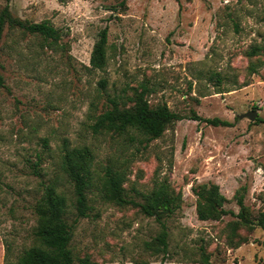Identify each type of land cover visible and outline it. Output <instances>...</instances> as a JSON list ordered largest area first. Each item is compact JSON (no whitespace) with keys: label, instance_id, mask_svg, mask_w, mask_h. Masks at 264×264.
<instances>
[{"label":"rangeland","instance_id":"obj_1","mask_svg":"<svg viewBox=\"0 0 264 264\" xmlns=\"http://www.w3.org/2000/svg\"><path fill=\"white\" fill-rule=\"evenodd\" d=\"M6 5L18 20L48 21L61 38L49 45L8 24L0 37V264L7 247L14 259L33 244L42 183L57 178L72 198L60 170L65 146L93 152L91 211L73 227L74 264L85 255L104 264H262L264 230L231 235V222L237 193L253 220L264 213V122L256 121L264 120V0H0V12ZM105 28L106 62L95 69L90 57ZM143 86L151 107L184 118L147 145L92 133L109 98ZM192 112L232 126L189 119ZM106 168L123 173L137 202L162 180L180 194L165 256L145 247L160 230L153 217L105 198ZM203 183L218 185L233 215L198 219L192 188ZM74 218L69 207L67 222Z\"/></svg>","mask_w":264,"mask_h":264},{"label":"trees","instance_id":"obj_2","mask_svg":"<svg viewBox=\"0 0 264 264\" xmlns=\"http://www.w3.org/2000/svg\"><path fill=\"white\" fill-rule=\"evenodd\" d=\"M5 24H8L10 28H18L27 33L39 35L43 40L49 41V45L61 38L59 30L46 20L34 23L12 17L8 5L4 6L0 12V37ZM106 43L105 28L100 31L90 57V64L95 69H102L105 66ZM255 52V49L252 50L250 55H254ZM251 69L255 70L253 66ZM0 87H5L1 74ZM146 92L147 89L143 86L133 96L109 98L106 108L92 116V124H90L92 133L121 135L128 140H136L140 144L147 145L148 142L161 137L170 124L184 118L170 110L166 104L151 107L145 96ZM189 119L203 121L213 126H232L229 121L217 117L201 118L194 112ZM256 121L264 122L261 118H257ZM40 160L38 156L31 166L35 175H39ZM92 161L93 152L86 146L63 148L60 170L72 188V198L59 188L57 178L47 184L42 183L41 193L32 207L36 219L33 244L22 250L14 259L10 247H7L5 264H74L75 257L70 242L73 227L78 219L90 216L88 193L94 186L90 170ZM123 181L124 176L120 170L106 168L103 184L105 198L119 206L134 205L143 215L153 217L159 223L160 230L151 241L145 243V247L165 256L169 236L166 221L180 208V194H174L168 182L162 180L157 182L150 192L139 193L140 201L137 202L133 198H128L122 187ZM192 191L197 197L196 213L199 220H219L223 216L233 215L232 211L224 207L227 200L220 193L218 185L203 183L193 186ZM235 198L239 212L235 215L237 220L231 222V235H235L239 228L254 229L257 226L264 230V213H260L258 218L253 220L244 204L243 195L237 193ZM69 207L75 214L71 224L66 219ZM203 260L204 263L208 261L206 256ZM76 263L104 264L91 259L88 255L79 257Z\"/></svg>","mask_w":264,"mask_h":264},{"label":"water","instance_id":"obj_3","mask_svg":"<svg viewBox=\"0 0 264 264\" xmlns=\"http://www.w3.org/2000/svg\"><path fill=\"white\" fill-rule=\"evenodd\" d=\"M244 116L248 117L250 120H254L257 116V112L249 111V112H246Z\"/></svg>","mask_w":264,"mask_h":264}]
</instances>
